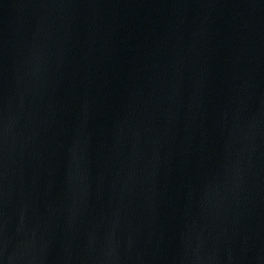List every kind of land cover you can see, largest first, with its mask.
Returning <instances> with one entry per match:
<instances>
[{"label": "water", "instance_id": "95a60500", "mask_svg": "<svg viewBox=\"0 0 264 264\" xmlns=\"http://www.w3.org/2000/svg\"><path fill=\"white\" fill-rule=\"evenodd\" d=\"M0 264H264V0H0Z\"/></svg>", "mask_w": 264, "mask_h": 264}]
</instances>
